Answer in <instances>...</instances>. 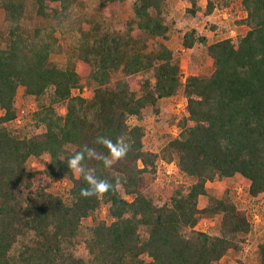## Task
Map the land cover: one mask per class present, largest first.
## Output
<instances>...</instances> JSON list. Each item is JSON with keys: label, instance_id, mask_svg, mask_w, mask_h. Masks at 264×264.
Masks as SVG:
<instances>
[{"label": "trees", "instance_id": "1", "mask_svg": "<svg viewBox=\"0 0 264 264\" xmlns=\"http://www.w3.org/2000/svg\"><path fill=\"white\" fill-rule=\"evenodd\" d=\"M176 1L95 0L116 21L93 14L85 31L79 0H0V264H215L229 251L243 254L252 209L230 188L209 195L206 184L239 175L250 199L264 194V0H240L239 18L235 0H180L188 4L182 26ZM28 3L45 25H33ZM215 10L232 13L233 22L208 24L210 37L195 26ZM234 28L235 36L214 39ZM75 31L81 51L61 67L51 60L63 52L58 35ZM174 34L183 50L211 60L209 75L197 72L191 52L182 79L181 52L167 46ZM177 97L186 101L168 121L177 135L148 148L145 112L156 116L161 102ZM122 134L131 143L124 160L111 169L85 161L121 186L82 197L87 184L68 159L85 145L107 155L97 138ZM161 161L173 163L181 181L159 191ZM60 181L70 186L52 192ZM215 216L216 234L198 229ZM248 260L264 264V239Z\"/></svg>", "mask_w": 264, "mask_h": 264}, {"label": "rangeland", "instance_id": "2", "mask_svg": "<svg viewBox=\"0 0 264 264\" xmlns=\"http://www.w3.org/2000/svg\"><path fill=\"white\" fill-rule=\"evenodd\" d=\"M202 5L205 4V0H201ZM235 7L239 10V3L240 0H235ZM174 8H172L173 16L175 20L179 23L180 26H182V23L185 22L184 18V10L186 7H188V4L185 2H182L180 0H177L174 4ZM97 3L95 0H79V4L77 6L78 13L82 16L84 19V26L85 31H87V27L89 26V19L93 14H98V18L100 21H106V25L115 22V18L112 16V14L109 12L107 8H103L101 10H97L96 8ZM122 9V15L121 18H127L128 17V6L127 5H121ZM225 12V11H224ZM223 11L215 10L212 14V17H208L205 20H201L196 24V29L200 33H209L208 30V24L214 25L217 18L221 22V25L218 26H228L231 25L233 22L232 13L226 11V14H229V21L226 19L223 21L222 14ZM221 15V16H220ZM241 16V15H240ZM27 17L30 19V21L33 23L34 26H42L45 25L48 22L47 18L39 17L35 13V9L31 3H28L27 5ZM215 18V19H213ZM2 20V11L0 10V22ZM217 20V21H218ZM225 28V27H224ZM227 28V27H226ZM209 36L212 37V33H209ZM214 39H220V36L214 37ZM178 35H172L171 41L167 43V46L172 49H178L181 52V68L182 72H186L184 69L185 66H187V63L189 61L190 53L196 52L199 55V64L197 67V72L203 74V75H209L211 73V61L200 51L193 49L192 51H185L183 50L178 43ZM58 41L61 44L63 48V52L61 55H54L51 57V60L55 62L57 65L64 67L67 63V61L70 58H74L77 56V54L81 51L82 44L84 39L81 37V34L77 31L72 33L71 36H61L58 35ZM84 48V47H83ZM77 70H80V67H77ZM116 77L122 78L121 72H118ZM23 88L20 87L17 92L16 97V105L17 107H22L24 105V99L22 98ZM73 94H77L76 91L73 92ZM82 94L87 95L88 92L84 91ZM177 104H179L181 107H177ZM186 105V101L183 97H177L170 101H163L159 104V112L156 116H154L150 111L145 112V126L148 130L147 137L145 139L146 146L153 150H158L159 147H161L162 141L161 136L164 134H171L173 136H176L178 133V130L175 126H169L168 121L171 119L172 115H181ZM20 121V120H19ZM133 121L130 120V123ZM32 165H35V162H31ZM166 169L162 167V165L159 164L158 166V175L156 180L154 181V185L157 187L159 191L162 190V186L164 183H168L170 181H181L180 176L177 173H173L172 175H166ZM69 183L67 181H63L61 183H53L50 186V190L52 192L58 193L62 192L64 189H67L69 187ZM230 188L236 193L237 200L242 204L244 207H249L252 209V221H253V232L251 234H248L246 236V245L243 250L242 255H238L233 251H229L226 256H224L219 262L215 264H239L237 261H242L244 264H257L256 262L252 260H248L251 254V248L254 246V244L258 240L264 239V194L260 195L254 199H250L247 195V183L245 180L239 176L236 175L233 178L226 179L223 181L213 182V183H207L206 189L209 195L214 197H219L221 193L224 191V189ZM129 200L131 197L128 198ZM205 204V199L201 198L199 201V207L202 208ZM100 216L105 219V209H103L100 213ZM84 224L89 225L90 220H84ZM218 224H219V217H210L203 219L199 225L200 230L206 231L212 234H216L218 231Z\"/></svg>", "mask_w": 264, "mask_h": 264}, {"label": "clouds", "instance_id": "3", "mask_svg": "<svg viewBox=\"0 0 264 264\" xmlns=\"http://www.w3.org/2000/svg\"><path fill=\"white\" fill-rule=\"evenodd\" d=\"M96 143L107 149V155L85 145L72 154L67 161L70 172L81 177L87 184V187L80 191V195L84 198L100 197L116 191L121 186L119 179L113 182L99 178L96 175V169L87 167L85 161L96 160L101 162L105 169H111L116 163L124 160L131 150V143L123 134L117 137L115 141L101 136L97 138Z\"/></svg>", "mask_w": 264, "mask_h": 264}, {"label": "built area", "instance_id": "4", "mask_svg": "<svg viewBox=\"0 0 264 264\" xmlns=\"http://www.w3.org/2000/svg\"><path fill=\"white\" fill-rule=\"evenodd\" d=\"M225 16L227 18H229V14H226V12H224ZM226 18V19H227ZM182 79L184 80L185 79V72H182ZM85 91V89H84ZM76 93L78 94V92L76 91ZM177 107H181L179 104H177ZM160 165H162V167L164 169H166V175H172V172L173 173H177V169H176V166L173 164V163H165L163 161L160 162ZM63 181H60V182H56V183H61Z\"/></svg>", "mask_w": 264, "mask_h": 264}, {"label": "crops", "instance_id": "5", "mask_svg": "<svg viewBox=\"0 0 264 264\" xmlns=\"http://www.w3.org/2000/svg\"><path fill=\"white\" fill-rule=\"evenodd\" d=\"M240 15H241V17H244L245 15H244V13H242L241 11H239L238 12V18L240 17ZM221 16V15H220ZM212 17H210V19H211ZM226 16H225V14L223 13L222 14V19H223V21H225L226 20ZM213 19H215V18H213ZM219 18H217V20H218ZM231 19V18H230ZM229 18H227V20L229 21L230 20ZM215 21L214 23L215 24H217V25H221L220 23V21L218 20V21ZM236 33H237V30L234 28V29H232V30H230L229 32H227V33H224V34H222L220 37H224V36H227V37H233V36H235L236 35ZM209 59V58H208ZM210 60V59H209ZM211 61V60H210ZM212 65V64H211ZM185 70H186V72H185V76H186V74H188V71H187V66H185V68H184ZM211 71H212V68H211Z\"/></svg>", "mask_w": 264, "mask_h": 264}]
</instances>
